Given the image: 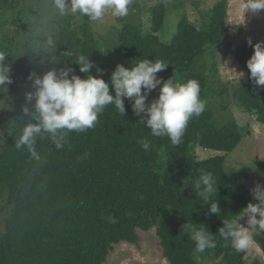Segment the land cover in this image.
<instances>
[{
  "label": "trees",
  "instance_id": "1",
  "mask_svg": "<svg viewBox=\"0 0 264 264\" xmlns=\"http://www.w3.org/2000/svg\"><path fill=\"white\" fill-rule=\"evenodd\" d=\"M35 1L0 0V52L6 54L12 70L11 84L0 89V99L12 103L7 110L9 131L0 135V264H104L113 244L137 243V231L151 228L168 264H198L199 259L213 264H260L257 260L248 263L247 251L237 252L218 235L222 219H235L252 200L244 184L250 169L243 166L227 173L224 154L201 159L195 155L197 147L232 150L242 137L234 119L218 123L204 110L190 119L182 142L172 145L167 136H153L125 99V116L114 105L106 106L95 127L70 132L62 149L57 150L47 134L36 140L39 159L26 148L15 147L29 119L23 107L34 110L25 100V93L32 90L29 73L42 75L51 68L70 65L83 78L85 74L74 64L83 54L95 65L92 74L108 80L104 72L96 70V66L102 69L101 46L109 59L118 58L126 67L134 59L162 60L168 65L158 76L168 79L175 75L179 82L195 79L204 99L207 80L198 62L207 51L230 46L228 1L217 0L198 23L181 16L168 43L157 35L165 20V0H152L147 31H143L140 16L130 12L119 18L120 27L96 35L86 16H80L83 22L74 26L67 20L72 18L70 14L63 16L60 24L53 17L52 28L44 23L31 24L26 13ZM174 2L176 7L183 5ZM6 25L14 28L10 31ZM27 27H31L29 32ZM19 31H25L30 48L15 40L13 33ZM49 38L53 39V48L47 46ZM248 41L233 50L246 71L245 82L233 90L234 103L264 123V88L250 82L246 66L253 52ZM251 41L254 44L264 39ZM141 138L151 143L147 152L138 143ZM202 170L211 172L216 181L217 194L211 202L217 200L221 209L218 215L208 213V205L195 194L194 183ZM186 220L203 223L215 235L217 246L197 252L195 243L181 228ZM253 240L264 254V232L255 233Z\"/></svg>",
  "mask_w": 264,
  "mask_h": 264
},
{
  "label": "clouds",
  "instance_id": "2",
  "mask_svg": "<svg viewBox=\"0 0 264 264\" xmlns=\"http://www.w3.org/2000/svg\"><path fill=\"white\" fill-rule=\"evenodd\" d=\"M131 2L132 0H51L60 16H66L69 12L78 13L92 22L102 21L109 11L115 17H126ZM241 7L242 15L245 11L256 14L264 10V0H243ZM46 43L49 48L54 47L52 38ZM248 43L253 48L246 61L250 82L256 88H264V41L253 44L249 39ZM6 57L4 52H0V89H7L12 82V70ZM74 64L85 74L83 78L70 65L60 69L51 68L42 75L29 73L32 90L25 93V100L32 104L34 110H30L27 105L23 107V112L29 119L15 141L18 150L26 148L32 157L39 159L36 140L45 134L57 150L62 149L70 132L79 133L95 127L99 114L106 106L114 105L125 116V99L131 102L133 114L140 117L139 121L150 129L153 136H167L172 145H178L183 140L190 119L199 117L205 110L206 104L200 97L199 82L195 79L179 82L175 75L163 79L158 73L168 64L162 60L134 59L127 67L118 63L108 80L102 75L92 74L91 69L95 65L90 56L80 54ZM96 70L98 73L103 72L98 66ZM239 74L240 77L243 75L242 72ZM158 86V95L148 101L149 94ZM138 143L145 152L151 147L150 141L144 138ZM194 188L196 196L208 205V213L218 215L221 209L217 200L211 202L212 196L217 194L213 174L202 170ZM250 191L252 200L246 207L238 212L235 219H222V226L218 228V235L230 242L237 252L250 248L253 232L264 231V184L257 183ZM241 220H244L243 224L240 223ZM181 228L195 243L197 252L203 253L217 246L215 235L203 223L186 220Z\"/></svg>",
  "mask_w": 264,
  "mask_h": 264
},
{
  "label": "rangeland",
  "instance_id": "3",
  "mask_svg": "<svg viewBox=\"0 0 264 264\" xmlns=\"http://www.w3.org/2000/svg\"><path fill=\"white\" fill-rule=\"evenodd\" d=\"M174 1L165 0V2H168L166 5L165 20L157 33L160 41L164 43H168L171 40L173 34L176 32L177 23L181 16L185 15L189 20L198 23L205 10L210 8L217 0H176L182 2L183 5L181 7H176ZM227 1L226 23L228 26L227 35L230 39V46L228 48L219 46L213 53H210L209 50L203 59L204 61L198 62L199 70L207 80L206 91L208 93L202 100L206 104L205 110H208L212 119L218 123L234 119L240 128L242 137L239 143L230 151L223 152L197 147L195 149V155L201 159L216 154H224L223 166L227 173H232L243 166L248 167L250 173L244 180V184L249 189H252L257 183L264 184V123L254 120L248 113L243 112L234 103L233 90L236 86L245 82L246 71L236 61L233 50L236 45L243 41L249 39H264V10L256 14L245 11L242 15L241 5L243 0ZM153 3L152 0H132L129 5V13L136 12L134 13L135 16H140L143 31H147L150 27L149 7ZM49 9L54 11L50 13ZM69 14L72 18L67 17V20H69L71 25L74 26L83 22V19L78 13L72 14L69 12ZM26 15L29 16L28 21L31 24L43 25L44 23L46 27L49 26L52 28L54 24L50 22L53 20V17L55 21L58 18L59 24L63 23V16H60L52 3H48L47 0H36ZM119 18L111 15L109 11L105 14L102 21H90V30L95 35L107 34L109 31L121 26ZM6 26L9 27L10 31L14 28L12 25ZM30 28L27 27L26 31L29 32ZM19 33H13L15 40L23 43L22 45L24 47L30 48V43L29 41L27 42L28 36L25 34V31H19ZM28 53L30 54L29 51ZM100 60L102 62L103 72L109 78L115 66L118 63H122L118 58L109 59L106 56V50L103 46H101ZM240 72L243 73L241 77ZM158 92L159 86L149 94L148 101L155 98ZM11 105V102L5 103L3 99H0V113L2 112L0 135L9 131L7 124L9 122V116L7 110ZM1 206L2 200L0 198V208ZM1 218L2 216L0 214V229H2ZM240 223L243 224L244 220H241ZM262 232L264 231L257 230L252 235ZM137 233L139 237L137 243L120 242L113 244L104 264H168L167 259L162 255L161 245L154 228L138 230ZM245 259L248 263L257 260L260 264H264V254L254 240L245 254ZM198 264H213V262L207 259H199Z\"/></svg>",
  "mask_w": 264,
  "mask_h": 264
}]
</instances>
